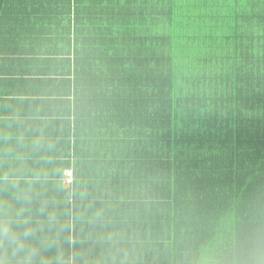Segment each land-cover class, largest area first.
Returning <instances> with one entry per match:
<instances>
[{"label": "trees", "instance_id": "obj_1", "mask_svg": "<svg viewBox=\"0 0 264 264\" xmlns=\"http://www.w3.org/2000/svg\"><path fill=\"white\" fill-rule=\"evenodd\" d=\"M0 226V264H264V0H0Z\"/></svg>", "mask_w": 264, "mask_h": 264}, {"label": "clouds", "instance_id": "obj_2", "mask_svg": "<svg viewBox=\"0 0 264 264\" xmlns=\"http://www.w3.org/2000/svg\"><path fill=\"white\" fill-rule=\"evenodd\" d=\"M7 236L10 244L15 245L17 247H22V245L19 243V237L7 229H5L3 226H0V243L3 242V239Z\"/></svg>", "mask_w": 264, "mask_h": 264}, {"label": "built area", "instance_id": "obj_3", "mask_svg": "<svg viewBox=\"0 0 264 264\" xmlns=\"http://www.w3.org/2000/svg\"><path fill=\"white\" fill-rule=\"evenodd\" d=\"M64 176H65V180H66V183H70L71 180H72V172L70 169H67L64 171Z\"/></svg>", "mask_w": 264, "mask_h": 264}]
</instances>
